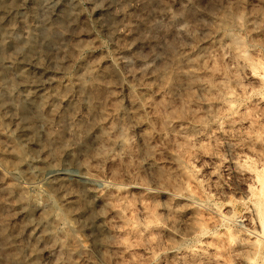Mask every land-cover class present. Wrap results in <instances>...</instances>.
Segmentation results:
<instances>
[{"label": "rangeland", "instance_id": "obj_1", "mask_svg": "<svg viewBox=\"0 0 264 264\" xmlns=\"http://www.w3.org/2000/svg\"><path fill=\"white\" fill-rule=\"evenodd\" d=\"M36 1L10 0L18 9L7 15L13 29L0 54L12 60L32 36L33 64L61 84L62 110L75 104L80 120L92 114L80 101L75 78L86 67L108 70L111 93L93 118L120 122L127 141L113 145L108 158L98 156L91 139L75 153L104 196L107 244L102 255L94 232L79 226L86 216H72L69 225L86 253L71 259L264 264V0H54L49 7L42 4L48 0ZM61 10H70L64 32L45 35L43 22H55ZM232 36L238 40L233 46ZM75 38L81 45L72 52ZM176 53L187 57L178 69ZM164 68L166 78L158 75ZM28 89L13 84L6 92L15 101ZM14 123L0 128V149ZM63 125L64 115L51 121L54 129ZM65 138L69 142L70 135ZM67 158L62 156V169L76 190L82 183ZM8 183L26 185L33 202H0L4 231L25 225L15 240V261L0 230V264H28L30 247L36 264H59L63 250L56 240L27 236L43 226L46 185L40 178L28 185L0 164V188ZM66 228L58 221L55 233Z\"/></svg>", "mask_w": 264, "mask_h": 264}, {"label": "bare ground", "instance_id": "obj_2", "mask_svg": "<svg viewBox=\"0 0 264 264\" xmlns=\"http://www.w3.org/2000/svg\"><path fill=\"white\" fill-rule=\"evenodd\" d=\"M53 1L48 0L42 4L49 7ZM9 3L10 0H0V48L4 46V40L13 29L10 22L6 20L7 15L18 9L17 5L11 6L8 5ZM36 3V0H31V4L36 5ZM68 15L70 10H61L55 22H43L42 29L45 35L57 34L59 38L64 32ZM224 22L225 18L220 20V23L224 24ZM230 41L232 46L238 43L233 36L230 37ZM79 45H81L79 39L75 38L70 45L71 51L73 52ZM34 48V39L28 36L21 50L15 53L12 60L0 54V128L5 122L7 124L10 120H15L13 133L8 134L6 149H0V164L8 168L13 175L21 174L28 185L34 184L37 178L43 181L46 185L45 200L47 201V207L40 212L43 226L37 231L30 229L27 236L34 242L56 240L63 250V257L59 264H77L71 258L85 255L86 245L75 237L74 230L69 225L72 216H86V221H83V224L79 223V226L94 232L93 239L102 255L105 253L107 243L104 239L105 216L101 206L104 196L101 191L91 185L96 178L89 173L87 165L75 157V153L85 149L91 139L94 140L98 156L108 158L113 145L123 147L127 141L120 122L106 123L103 115L97 117L98 119L93 118L94 114L102 108L101 100L108 98L111 93L106 88V82L110 78L108 70L95 71L86 67L75 78L74 84L80 101L87 108V112L92 114L90 120H80L74 116L75 104L62 110L60 103L65 95L62 94L61 84L46 78V70L42 65L33 64ZM186 58L185 54L176 53L172 57V63L178 69L179 64L187 61ZM166 69L158 71V75L166 78L168 74ZM16 76L20 79L15 80ZM13 84L25 85L29 88L15 101L9 98L6 92L8 86ZM114 108L117 110L118 105L115 104ZM101 113L104 112L101 111ZM62 115L66 119V125L52 128V119L60 118ZM75 128L79 129V134L76 133L77 131H72ZM65 134L70 135L69 142ZM67 155L69 158L66 165L78 171L76 179L82 183L78 190L73 189L74 181H70L62 169V156ZM26 187V185L14 183L4 185L0 188V202L13 204L25 201L31 204L33 198L26 194ZM56 196L59 198L58 203L55 201ZM58 221L66 222L67 228L57 235L55 225ZM5 226L6 224H1V234L5 238L7 247L13 249L9 256L10 260L15 261L18 259L17 251L14 249L15 240L25 225L17 229L13 228L11 232L4 231ZM30 253L28 264H36L35 248L30 247Z\"/></svg>", "mask_w": 264, "mask_h": 264}]
</instances>
